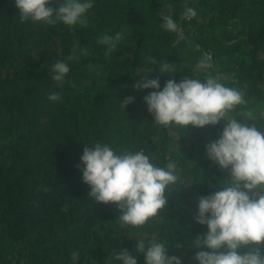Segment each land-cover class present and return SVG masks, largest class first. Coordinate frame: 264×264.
<instances>
[{"label": "trees", "instance_id": "trees-1", "mask_svg": "<svg viewBox=\"0 0 264 264\" xmlns=\"http://www.w3.org/2000/svg\"><path fill=\"white\" fill-rule=\"evenodd\" d=\"M92 2L87 25L70 29L21 23L15 0H0V264H123L115 257L124 248L144 264L138 240L162 242L182 264H199L200 249L191 245L207 226L194 220L198 197L230 180L205 149L223 125L158 126L144 97L170 78L194 75L193 66L209 53L213 74L245 95L234 113L239 122L253 123L245 117L251 111L264 128V0ZM185 7L197 15L182 19ZM168 11L183 30L179 37L160 26ZM117 32L123 38L106 55L97 41ZM57 61L70 68L61 84L52 79ZM164 61L175 71L159 73ZM144 76L159 77L160 89H136ZM50 93L61 99L50 101ZM130 96L135 99L124 109L120 103ZM97 141L118 154L143 149L160 167L175 164L179 180L166 189L159 219L122 227L116 205L89 197L80 158Z\"/></svg>", "mask_w": 264, "mask_h": 264}, {"label": "clouds", "instance_id": "clouds-1", "mask_svg": "<svg viewBox=\"0 0 264 264\" xmlns=\"http://www.w3.org/2000/svg\"><path fill=\"white\" fill-rule=\"evenodd\" d=\"M54 0H15L20 22L32 21L48 26L63 23L70 29L77 24L87 25L86 13L93 8L92 0H62L51 7ZM171 9V5H166ZM197 15L191 7H185L182 19L191 20ZM160 25L178 37L183 30L174 20L171 11L162 12ZM122 33L104 34L97 42L111 54L122 40ZM72 59V57H69ZM156 64L155 58H148ZM212 57L204 53L193 66L192 76L180 82L174 78L166 81L160 91H152L144 97L153 122L161 127L181 129L223 125L219 138L206 146L210 161L227 171L230 180L221 187H213L206 196L198 197L196 223L207 226V232L197 235L191 247L200 249L194 259L199 264H264V128L257 127L256 117L248 111L245 117L251 124L239 122L234 115L245 103V95L235 87L226 86L220 73L213 74ZM52 79L61 84L69 73V66L57 61L51 69ZM174 64H160L159 73L174 72ZM204 73V79L199 78ZM170 77V76H169ZM136 89H160L159 77L144 76L136 83ZM50 101H59V93H50ZM126 97L120 105L125 109L134 101ZM82 180L90 187L89 197L100 204H114L120 215L121 226L143 228L159 219L166 210V189L179 177L175 164L169 161L164 167L155 165L144 150L124 149L116 153L101 142L85 146L81 156ZM80 168V165H77ZM137 254L144 253V264H182L177 256H169L168 247L155 240L147 244L138 240ZM72 260L78 259L73 252ZM123 264H138L137 258L124 248L116 254Z\"/></svg>", "mask_w": 264, "mask_h": 264}, {"label": "rangeland", "instance_id": "rangeland-1", "mask_svg": "<svg viewBox=\"0 0 264 264\" xmlns=\"http://www.w3.org/2000/svg\"><path fill=\"white\" fill-rule=\"evenodd\" d=\"M75 53H77V52L75 51Z\"/></svg>", "mask_w": 264, "mask_h": 264}]
</instances>
